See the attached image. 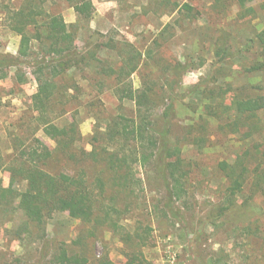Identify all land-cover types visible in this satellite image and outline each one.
<instances>
[{"label":"rangeland","instance_id":"1","mask_svg":"<svg viewBox=\"0 0 264 264\" xmlns=\"http://www.w3.org/2000/svg\"><path fill=\"white\" fill-rule=\"evenodd\" d=\"M83 1L0 0V61L11 60L0 63V149L7 160L0 167V187L24 190L26 182L12 184L14 156L36 138L54 149L52 131L69 125L73 116L81 133L78 147L109 148L107 122L119 113L134 116L136 104L120 101L113 92L117 82L99 74L98 65L119 67L121 61L119 48L105 43L112 40L120 47L125 40L145 52L170 25L160 39L157 64L143 63L131 79L140 88L141 74L151 73L165 90L154 115L157 131L166 128L167 109L174 100L167 136L181 148L186 191L179 198L172 196L165 168L157 165H136L140 181L118 186L102 161L84 158L90 180L101 176L105 181L106 200H101L122 226L94 227L57 212L40 231L28 222L19 200H11L0 204V264H56L63 249L83 254L87 264H100L105 255L113 264H264V108L248 122L251 134L247 127L234 132L226 126L233 117L224 113L217 119L206 108L209 103L234 105L239 97L264 95V69L258 68L264 0L246 8L238 0H88L94 8L87 16L75 8ZM184 3L194 7L192 13L183 9ZM23 8L38 13V21L61 14L77 46L86 53L97 51L60 78L62 92L52 100V109L54 117L64 115L45 124L39 123L33 108L41 69L36 61L44 57L41 45L33 39L28 55L21 54V35L12 28L13 13ZM29 31L35 32L33 26ZM97 76L103 92H98ZM56 154L48 169L71 172L75 162L65 150ZM240 158L249 166L247 181L228 206L230 182L219 164ZM135 231L144 238H129L127 233Z\"/></svg>","mask_w":264,"mask_h":264},{"label":"trees","instance_id":"2","mask_svg":"<svg viewBox=\"0 0 264 264\" xmlns=\"http://www.w3.org/2000/svg\"><path fill=\"white\" fill-rule=\"evenodd\" d=\"M253 1L238 0V4L242 8H246L248 3ZM75 8L80 15L87 16L94 7L91 1L84 0ZM183 9L187 14H190L194 7L189 3H184ZM38 15L31 9L18 10L12 15V28L21 35V54L28 55L33 39L39 40L41 45L44 57L36 61L37 66L41 69L37 74L38 89L33 95V108L38 112L39 123L45 124L47 120L52 121L64 115L61 113L54 117L55 113L52 109V100L62 92L58 91L61 87L60 78L70 72V68L78 69L80 64L86 62L87 58L93 59L92 57H95L97 51H87L86 53L77 46L75 33L69 29L61 14L46 15V20L42 19L43 21H38ZM31 26H33L34 33L29 31ZM169 26L167 25L145 52L125 40L121 41L120 47L111 39L109 43H105L108 48H119L121 61L119 67L98 65L99 74L113 78L117 82L113 92L120 101L132 99L136 104L134 116L119 113L107 122L105 136L109 148L99 150L95 145L93 150L87 151L85 148L78 147L76 142L80 140L81 133L77 120L73 116V121L69 125L58 127L52 131V137L57 142L54 149L36 138L29 145L18 150L11 166L12 184L17 180H22L26 182V188L18 190L14 189V186L7 189L0 187V204H8L11 203V200L18 199V207L25 214L28 222L35 225L40 231L46 229L47 219L57 212H68L71 217L90 223L94 227L108 224L115 229L119 228L122 225L114 219L109 204L103 201L106 200L104 197L106 194L105 181L101 176L96 177L93 181L90 180L87 167L83 163L84 158H90L94 162L102 161L105 168L113 172L115 185L118 186L129 187L132 183L135 185L137 181H140L135 174L136 165L142 168L157 165L160 168H165L172 196L179 198L180 194L186 191L187 172L181 157V148L175 142L171 143L167 136L168 124L175 113L174 100L171 101L167 109L166 128L163 131H157L154 127V115L159 106L160 96L165 90L161 88L159 80L151 76V73L141 74L143 77L140 88H135L131 79L132 75L140 70L143 63L157 64L156 51L161 47L160 39ZM102 36L104 35L102 34ZM260 38L263 53L258 68L264 69V31L260 34ZM144 58L145 61H143ZM0 63L2 62L0 61ZM3 63L11 64V60L5 59ZM178 65L184 66L182 63H178ZM151 72L154 73L153 70ZM94 78L97 80L96 84L99 85L98 92H103L104 83L101 76ZM178 92L175 91V93ZM206 108L209 114L217 119L223 118L222 114L224 113H227L230 118L233 117L226 126H230L234 132L240 131L242 127H247V133L251 134L252 125L248 122L256 117L259 110L264 108V95L257 99L239 97L234 105L225 104L223 101L209 103ZM59 150H65L68 160L75 162L71 172L61 170L53 173L48 169L50 161L56 158V153ZM6 161L0 149V167L4 166ZM219 167L230 182L227 188L229 206L246 183L249 166L245 160L240 158L234 163H229L226 160L221 161ZM103 197L104 199L101 200ZM127 234L131 239L134 235L140 239L144 238L139 231ZM100 262V264H113L108 255L103 256ZM87 263L88 258L83 254H71L67 249H63L56 258V264Z\"/></svg>","mask_w":264,"mask_h":264}]
</instances>
